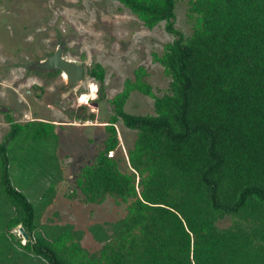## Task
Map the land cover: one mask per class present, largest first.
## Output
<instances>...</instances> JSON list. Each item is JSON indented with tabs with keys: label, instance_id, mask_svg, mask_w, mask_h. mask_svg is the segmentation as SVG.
I'll use <instances>...</instances> for the list:
<instances>
[{
	"label": "trees",
	"instance_id": "trees-1",
	"mask_svg": "<svg viewBox=\"0 0 264 264\" xmlns=\"http://www.w3.org/2000/svg\"><path fill=\"white\" fill-rule=\"evenodd\" d=\"M116 1L149 29L164 22L173 36L161 55L153 53L169 78L165 92L154 95L139 66L111 99L104 148L74 180L83 201L111 197L126 213L99 254L89 255L71 228L52 233L37 224L23 183L11 184L14 151L2 142L0 198L11 210L6 240L48 264H264V0H188L189 35L175 26L177 0ZM87 73L103 85V66L94 62ZM132 91L153 98L152 114L124 110ZM6 116L7 139L23 131L38 143L57 138L54 123ZM118 120L136 130L129 173L111 156ZM226 216L229 225L218 226ZM18 226L24 244L11 232Z\"/></svg>",
	"mask_w": 264,
	"mask_h": 264
},
{
	"label": "rangeland",
	"instance_id": "rangeland-1",
	"mask_svg": "<svg viewBox=\"0 0 264 264\" xmlns=\"http://www.w3.org/2000/svg\"><path fill=\"white\" fill-rule=\"evenodd\" d=\"M187 7L188 0H177L175 26L185 35L191 32ZM172 38L164 22L149 29L116 0H0V144H6V151H14L8 157L11 184L23 183L22 191L36 206L38 225L52 233L71 228L76 233L74 239L89 255L99 254L124 217L126 204L111 197L101 204L87 203L74 180L80 168L91 164L104 148L105 125L114 113L111 99L122 91L126 79H134L139 66L146 70L145 80L154 95L165 92L169 78L153 53L161 55L163 44ZM59 45L65 58L82 64L81 82L67 86L62 73L33 65ZM94 62L104 68L101 87L87 73ZM124 110L152 114L153 98L132 91ZM6 115L20 124L31 120L54 123L57 138L38 143L23 131L7 139L11 125ZM115 128L118 144L111 156L119 170L129 173L128 151L136 130L121 120ZM3 165L0 162V169ZM48 186L52 194L43 197ZM10 212L0 198V264H48L6 240ZM229 223L226 216L217 225ZM11 232L21 244L27 241L19 226Z\"/></svg>",
	"mask_w": 264,
	"mask_h": 264
},
{
	"label": "water",
	"instance_id": "water-1",
	"mask_svg": "<svg viewBox=\"0 0 264 264\" xmlns=\"http://www.w3.org/2000/svg\"><path fill=\"white\" fill-rule=\"evenodd\" d=\"M36 68L45 71H60L66 75V85L72 86L82 81L83 66L81 63L74 62L63 56V48L61 45L57 46L56 50L43 60L36 61L33 64ZM19 231L24 238H27L23 228L19 226Z\"/></svg>",
	"mask_w": 264,
	"mask_h": 264
},
{
	"label": "bare ground",
	"instance_id": "bare-ground-1",
	"mask_svg": "<svg viewBox=\"0 0 264 264\" xmlns=\"http://www.w3.org/2000/svg\"><path fill=\"white\" fill-rule=\"evenodd\" d=\"M62 75H63V77L66 79V75H65L64 73H63Z\"/></svg>",
	"mask_w": 264,
	"mask_h": 264
}]
</instances>
